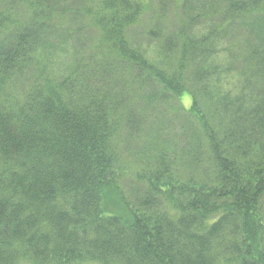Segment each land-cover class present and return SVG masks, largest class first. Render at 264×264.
<instances>
[{
  "label": "trees",
  "instance_id": "trees-1",
  "mask_svg": "<svg viewBox=\"0 0 264 264\" xmlns=\"http://www.w3.org/2000/svg\"><path fill=\"white\" fill-rule=\"evenodd\" d=\"M0 264H264V0H0Z\"/></svg>",
  "mask_w": 264,
  "mask_h": 264
},
{
  "label": "rangeland",
  "instance_id": "rangeland-1",
  "mask_svg": "<svg viewBox=\"0 0 264 264\" xmlns=\"http://www.w3.org/2000/svg\"><path fill=\"white\" fill-rule=\"evenodd\" d=\"M142 28V27H141ZM139 29V28H137ZM136 29V30H137ZM137 30L136 32H139ZM93 31H89L87 34H85V37L93 36ZM140 51L145 55V57L152 63H161L162 57L160 55V49L157 43L151 42L148 39L140 37ZM78 42L77 41H68L66 42L65 46H62L59 50H56L55 54H49V57H52L50 59L49 64H51V67L48 66L50 69H52L53 77H61L64 74H67L69 71L67 70L72 65V57L76 50L78 49ZM218 63V71L223 72L224 74H221L220 76H216L213 79V87L214 89L219 92H225V93H235L237 92V89L239 88V79L238 77L233 73H225V56L220 55V57L216 60ZM225 74H229V76H224ZM184 104L186 107H189L191 104V101L189 98H186L184 100ZM123 159L131 160L135 159L136 156V147L131 148L129 151L125 152Z\"/></svg>",
  "mask_w": 264,
  "mask_h": 264
}]
</instances>
